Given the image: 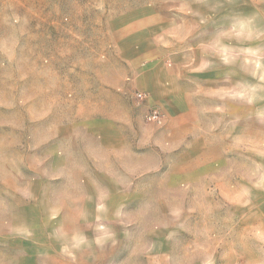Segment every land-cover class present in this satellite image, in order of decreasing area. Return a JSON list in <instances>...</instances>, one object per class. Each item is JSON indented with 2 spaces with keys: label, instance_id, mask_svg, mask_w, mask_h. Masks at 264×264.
Returning a JSON list of instances; mask_svg holds the SVG:
<instances>
[{
  "label": "rangeland",
  "instance_id": "374dc122",
  "mask_svg": "<svg viewBox=\"0 0 264 264\" xmlns=\"http://www.w3.org/2000/svg\"><path fill=\"white\" fill-rule=\"evenodd\" d=\"M97 1L0 0V264H264V0L80 5ZM121 26L122 43L106 39ZM174 29L193 43L170 44ZM185 64L187 84L207 88L192 103L211 132L189 144L166 136L175 106L162 90ZM91 76L131 91L95 104L83 89ZM233 82L241 136L248 121L260 126L226 150L217 91ZM130 109L131 144L98 122Z\"/></svg>",
  "mask_w": 264,
  "mask_h": 264
},
{
  "label": "crops",
  "instance_id": "0c3cea01",
  "mask_svg": "<svg viewBox=\"0 0 264 264\" xmlns=\"http://www.w3.org/2000/svg\"><path fill=\"white\" fill-rule=\"evenodd\" d=\"M80 4V3H79ZM7 2L3 3L2 6L3 8L7 7ZM83 7H91L92 9H97V8H103L107 12H112L113 8L115 10L118 8V12H125L128 10L131 11H136L138 12L142 8L137 6V5H124L122 6H112V4L109 3L108 0H102V3H99V1L95 3H88V4H80ZM117 7V8H116ZM5 13V11H0V15ZM131 26V28L134 29V33H132V38L134 39V43L136 46H142L143 45V34H144V26L142 21L136 20ZM221 27V26H220ZM96 28V27H94ZM125 28V26L123 27ZM1 26H0V43H2V31H1ZM174 29V33H170L169 37V43L173 44L174 46L181 45L183 44L184 46H187L189 43H193L192 39L194 37H189V36H181L176 33ZM110 34H107L106 39L110 40V42L113 41L122 43L124 33L127 31V28L122 30V26L118 31L111 32ZM106 35V34H105ZM92 36V34H91ZM153 39V38H151ZM92 38L89 40L91 41ZM192 41V42H191ZM3 44V43H2ZM1 49V48H0ZM120 57V56H119ZM117 57L115 58L114 61L122 62L123 58L122 57ZM201 64L199 63V67L194 69L198 70L200 72L204 71L207 69L208 64L207 62H203L201 59ZM199 61V62H200ZM123 64H121L122 66ZM190 69V68H189ZM219 70V69H218ZM206 73V72H205ZM187 67L186 64L184 65V72L182 76L179 75H174L172 82L166 87L163 88V92L167 93V98L173 103L175 107H172V110L170 113H168L167 116V121H166V136L167 137H174V135L177 133L179 136V140H182L186 144L192 143L193 141H203L207 137L209 138L211 132L205 128V126L202 124V122H197V119L195 118V107L192 103L193 98L195 97L194 93L197 92H205L207 91V88L203 87H197V86H192L187 84ZM89 83L84 86V92L88 93L91 98H93V103H99L97 98L99 97V94H106V93H116L117 91L125 93V92H130L131 90L129 89V84L124 83L123 85H120L118 88L112 87L107 84H101L99 80L96 77H89ZM91 82V83H90ZM220 90L217 92H220L222 94V97L225 98V101H223L220 105L217 106V110L220 111L218 114V118H220V121L217 122V126L215 128L214 135L217 140L221 141L224 143V146L226 150H229L235 146V142H238L241 137L242 139H247L254 141L256 138L255 136V127H259L260 124L257 123L255 120L248 121V131H242L241 136V131H240V124L239 122H236L234 119V110H238L240 108V102H239V86L238 84H235L234 82L227 86L226 88L221 87L219 88ZM149 93H156V90H150ZM141 94V93H140ZM225 94V97H224ZM164 97V96H163ZM153 98V97H152ZM137 99V98H136ZM251 96L248 97L247 100V108H253L255 110V104L254 107L250 106L253 101ZM124 101V99H123ZM169 101V102H170ZM181 104H185L184 108L181 109ZM231 108L232 111H227V115L223 114L224 109ZM264 108V105L261 106ZM161 114V113H160ZM230 116L229 118H227ZM98 122H101L103 124H113V129L111 131V135L115 136L116 138H120L121 140H124L126 142L132 141L133 134L138 137L140 132L137 127L138 125V120L137 117L133 115V110L130 109L127 112V115L123 118V120L119 123L115 122L112 119H107V118H101L98 119ZM101 137L100 139L104 141L106 138L105 136H102L99 134ZM241 136V137H240ZM169 145V144H167ZM132 146V145H131ZM159 147L161 149H166V145L159 144ZM231 147V148H230Z\"/></svg>",
  "mask_w": 264,
  "mask_h": 264
},
{
  "label": "built area",
  "instance_id": "2783aa9c",
  "mask_svg": "<svg viewBox=\"0 0 264 264\" xmlns=\"http://www.w3.org/2000/svg\"><path fill=\"white\" fill-rule=\"evenodd\" d=\"M137 97L139 98V99H141L142 97H143V94H137ZM150 119L151 120H153V121H161V118H160V115L157 113V112H155L151 117H150Z\"/></svg>",
  "mask_w": 264,
  "mask_h": 264
}]
</instances>
